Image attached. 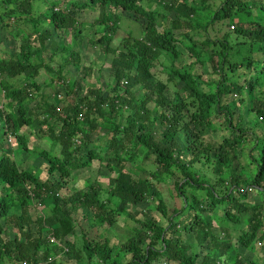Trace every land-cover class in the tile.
Instances as JSON below:
<instances>
[{
	"label": "trees",
	"instance_id": "obj_1",
	"mask_svg": "<svg viewBox=\"0 0 264 264\" xmlns=\"http://www.w3.org/2000/svg\"><path fill=\"white\" fill-rule=\"evenodd\" d=\"M84 44L111 57L106 89L68 78L93 75ZM262 87L264 0H0V264H264ZM29 152L44 170L19 169ZM95 161L107 187L69 190ZM151 201L160 220L128 211Z\"/></svg>",
	"mask_w": 264,
	"mask_h": 264
},
{
	"label": "rangeland",
	"instance_id": "obj_2",
	"mask_svg": "<svg viewBox=\"0 0 264 264\" xmlns=\"http://www.w3.org/2000/svg\"><path fill=\"white\" fill-rule=\"evenodd\" d=\"M122 20H121V29H120V35H124L126 30H133L132 32L134 33V35H137L139 33V24L137 20L134 19L133 16H131L130 14H122L121 15ZM195 19L197 20V22L201 25H203L204 18L201 16H196ZM207 20V19H206ZM86 32H88L86 30ZM201 37L198 36H194L193 40L194 43L198 44L200 42L203 41V36L202 33L199 32ZM74 50L78 51L80 53V58H81V63L85 64V65H89L92 70H93V75L90 78H84L81 77L77 74H70L68 75L69 79H78L80 80V82L82 83L83 87H102L103 89H106L107 87L110 86V82H111V78L109 76L108 73V67H109V62L111 57L110 56H104L102 55L98 50L96 49H91V47L87 46L84 44L83 46L77 47L75 46ZM183 50V49H182ZM184 53L186 55L187 51L183 50ZM10 55L9 50H6L5 53L3 54V56L8 57ZM45 60H47V54L44 58ZM194 61V59L192 60ZM190 61H183L182 64H188ZM197 73H201L203 74V76L205 77H210L211 74V67L207 65V67H203L202 68V72H206V73H202L201 72V68L200 65L197 66L196 68ZM230 76H232V74H230ZM44 77V78H43ZM52 77L51 73H47V72H41L40 73V78H39V82H48L49 79ZM215 77V76H213ZM204 78V77H203ZM216 78V77H215ZM43 80V81H42ZM262 90L264 91V87H262ZM45 92H47L48 94H50V99L49 101L52 102L53 98H52V90H44ZM150 107L152 106L151 104L149 105ZM239 109V113L245 118L242 108L239 105L238 106ZM221 118V117H220ZM219 119L218 118H214V121L217 122ZM219 123V122H217ZM208 133V132H207ZM204 136L205 141H208L210 139H215L217 141H219L221 139L222 133L220 131L213 133H208ZM213 134V135H212ZM91 140L94 141L98 138V136L92 135L91 136ZM33 146H43L41 148H44L45 143L44 142H34ZM14 154V153H13ZM14 159L17 161L18 167L21 170L24 169H35V170H39L37 171L38 173L41 172L42 170H44V165H42L41 160H39L38 158H36V154L33 152H29L28 154L26 153H22L19 154L18 156H15V154L13 155ZM137 163H133V165H136ZM100 170V172L98 171ZM100 174V175H99ZM114 176L113 174L109 173L108 171H106V169L103 168L102 165H98V163L95 161L92 163L91 167L89 169H84L82 171H78L77 173L74 174V178L72 179V182L69 185V190H71L73 192V190H77V189H84L86 187V184L90 181L93 180H97L98 182H100L105 188L107 187V180L109 177ZM40 177L44 178V172L40 173ZM168 186L171 185L173 183L172 179H169V181H167ZM164 189L165 187L160 185L159 187V191H161V194H164V199H166L165 193H164ZM157 193V191L155 192ZM251 196L249 198V201L251 200ZM254 199V198H253ZM256 199V198H255ZM157 205V202H152L147 205V204H143L140 206H130L128 208L129 212H138V219H144V216L146 215V217H153L155 220H160V213L155 209ZM144 211H147L146 214L144 215ZM32 213H34V216L37 215L36 212H38V214H46L47 212H49V208L48 207H40L39 209H35V210H31ZM86 215H90L89 213H86ZM117 218L119 219V221L117 222V224L115 226H113L111 229H109L107 231V236L109 237L110 241L115 244V245H119L121 244V242H123L129 235H130V228L134 225L133 222H131L128 218L126 217H121V216H117ZM213 220L209 219V221L211 222V224L214 226L215 229L220 228L221 226H225L226 223L224 222V219L221 218V215L217 216L214 215V217L212 218ZM79 221L81 222V226L82 228L87 229V224L85 219L82 218V215L80 213V217H79ZM220 226V227H219ZM233 236L237 235V230H234V232L232 231ZM79 235L78 230L75 231V236ZM69 239L72 241L73 238L69 237ZM244 255L245 258H251L253 255L249 252V251H241ZM230 256L233 255L232 252L229 253ZM61 262H63L64 264L67 262V259L62 258L60 259Z\"/></svg>",
	"mask_w": 264,
	"mask_h": 264
}]
</instances>
